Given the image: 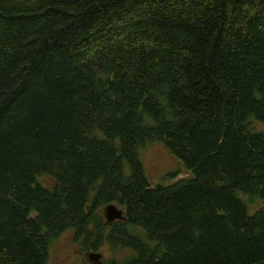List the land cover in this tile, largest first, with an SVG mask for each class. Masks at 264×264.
I'll list each match as a JSON object with an SVG mask.
<instances>
[{
    "label": "trees",
    "instance_id": "1",
    "mask_svg": "<svg viewBox=\"0 0 264 264\" xmlns=\"http://www.w3.org/2000/svg\"><path fill=\"white\" fill-rule=\"evenodd\" d=\"M257 124L264 0H0V264L67 232L106 264H264ZM155 142L188 177L151 183Z\"/></svg>",
    "mask_w": 264,
    "mask_h": 264
},
{
    "label": "rangeland",
    "instance_id": "2",
    "mask_svg": "<svg viewBox=\"0 0 264 264\" xmlns=\"http://www.w3.org/2000/svg\"><path fill=\"white\" fill-rule=\"evenodd\" d=\"M257 126L258 129L264 131V125L257 124ZM141 158L145 173L151 183H158L162 180L169 179V176L174 174H179V176L182 174L184 177H188L187 170L180 159L167 150L160 142L150 144L142 150ZM45 183L52 186V182L49 180L45 181ZM260 206L261 201L256 200L252 205V209H258ZM85 251L82 250L81 246L73 242V234L67 232L51 245L49 264H94L87 260V253ZM99 252L102 254L103 264H106L112 258L113 253L110 252L108 247H102ZM118 256L119 258L122 257L121 254Z\"/></svg>",
    "mask_w": 264,
    "mask_h": 264
},
{
    "label": "water",
    "instance_id": "3",
    "mask_svg": "<svg viewBox=\"0 0 264 264\" xmlns=\"http://www.w3.org/2000/svg\"><path fill=\"white\" fill-rule=\"evenodd\" d=\"M181 178H185L184 175H180L178 176L177 179H181ZM104 215H105V219L107 220L108 224H111L117 220H124V211L122 209H120L118 206H116L115 204H110L105 208L104 211ZM88 260L91 263L94 264H102V254L101 253H88Z\"/></svg>",
    "mask_w": 264,
    "mask_h": 264
},
{
    "label": "flooded vegetation",
    "instance_id": "4",
    "mask_svg": "<svg viewBox=\"0 0 264 264\" xmlns=\"http://www.w3.org/2000/svg\"><path fill=\"white\" fill-rule=\"evenodd\" d=\"M87 256V255H86ZM88 260V259H87ZM89 261V260H88Z\"/></svg>",
    "mask_w": 264,
    "mask_h": 264
}]
</instances>
